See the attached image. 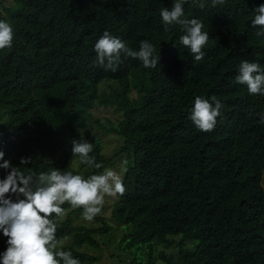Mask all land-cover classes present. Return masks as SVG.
Returning a JSON list of instances; mask_svg holds the SVG:
<instances>
[{
  "label": "trees",
  "instance_id": "1",
  "mask_svg": "<svg viewBox=\"0 0 264 264\" xmlns=\"http://www.w3.org/2000/svg\"><path fill=\"white\" fill-rule=\"evenodd\" d=\"M10 1L0 11L15 34L13 46L0 50L4 160L18 165L31 157L26 172L55 167L85 178L119 156L127 161L117 167L124 194L105 197L94 219L102 225L77 224L82 209L62 205L56 235L71 239L63 250L81 264L101 258L87 249L110 245L120 264H264V125L254 114L264 112V97L235 82L241 60L264 68V37L251 27L264 0L184 4L182 18L201 19L209 33L199 62L180 45V25L165 31L159 11L172 0ZM105 30L133 50L150 41L157 67L122 57L117 71H105L94 51ZM196 95H215L224 105L211 132L189 119ZM98 106L115 114L96 116ZM106 134L120 143L110 153ZM73 138L93 144L89 155L101 169L72 157ZM5 175L0 168V179ZM172 245L174 253L166 250ZM6 247L0 233V252Z\"/></svg>",
  "mask_w": 264,
  "mask_h": 264
},
{
  "label": "clouds",
  "instance_id": "2",
  "mask_svg": "<svg viewBox=\"0 0 264 264\" xmlns=\"http://www.w3.org/2000/svg\"><path fill=\"white\" fill-rule=\"evenodd\" d=\"M189 0H172L171 9H160L159 15L165 31L167 26L180 25L182 35L179 43L187 48L194 61L204 59L203 50L209 41V33L203 31L201 19H184L183 5ZM226 0H211V6L224 5ZM199 7L204 8L203 0ZM251 27L257 37H264V4L253 10ZM12 25L0 19V50L11 48L14 40ZM175 46V45H173ZM96 62L105 71L115 72L123 63L122 57H130L142 62L144 68L155 69L160 56L156 47L148 40H141L139 49L133 50L121 39L105 30L94 45ZM237 84L246 85L250 95L264 97V68L255 61L241 60L235 76ZM222 102L213 95L210 99L196 95L189 119L201 132L215 129L217 118L223 115ZM259 123L264 125V112L254 113ZM72 157L81 165L101 169L89 154L93 144L83 139L71 140ZM0 168L6 175L0 179V233L6 238V249L0 252V264H81L71 251L63 250L57 238L58 221L65 215V203L72 209H82V219L93 221L101 214L105 197L123 195L125 185L122 177L112 169H104L101 174L87 178L72 171L50 167L47 171L26 172L23 166L31 163V157H21L18 165L4 160L0 151Z\"/></svg>",
  "mask_w": 264,
  "mask_h": 264
},
{
  "label": "rangeland",
  "instance_id": "3",
  "mask_svg": "<svg viewBox=\"0 0 264 264\" xmlns=\"http://www.w3.org/2000/svg\"><path fill=\"white\" fill-rule=\"evenodd\" d=\"M10 2H11L10 0H0V11H3V6L9 5ZM93 114L98 116L99 114L113 115L115 113L112 112V107H110V106H108V107L98 106V107H95L93 109ZM102 138L104 140V153H110L115 147L118 146V144H120L119 140L114 135L106 134ZM126 164H127V161H126L125 157L119 156L116 158V160L114 162L104 164L102 172L104 171V169H112L119 174L117 167H120V170H124V168L126 167ZM262 186L264 189V172L262 175ZM104 215L107 217V220L112 224V226H115L113 221L109 220L108 211H106ZM76 223L77 224L83 223L84 225H87L88 227H97L99 225H102V223L98 220H93L91 222L85 221L82 219V216H80L79 218L76 219ZM119 231L120 230L118 229L117 234H116L117 236L119 235ZM70 240H71L70 237H65L61 240V242L62 243H64V242L69 243ZM83 248L84 247H82L81 249H83ZM166 250L174 253L177 250V248L172 245V246L167 247ZM87 251L89 253L94 252V253H96V255L101 254V258L98 261L91 263V264H120L119 262H117V258H113V257H116V255L115 256L110 255L112 253H117V250H114V247H112L111 245L109 246L108 249H105L103 251H98V253L95 249H87ZM84 264H87V263H84ZM122 264H124V263H122ZM154 264H164V262L161 261L160 259H156Z\"/></svg>",
  "mask_w": 264,
  "mask_h": 264
}]
</instances>
